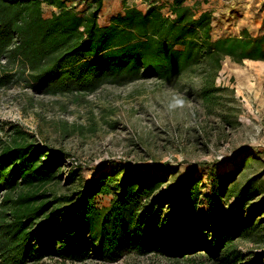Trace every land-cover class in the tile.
Masks as SVG:
<instances>
[{"label": "trees", "instance_id": "obj_1", "mask_svg": "<svg viewBox=\"0 0 264 264\" xmlns=\"http://www.w3.org/2000/svg\"><path fill=\"white\" fill-rule=\"evenodd\" d=\"M102 1L89 0L78 10L66 0H0V87L22 78L46 93L89 92L106 82L192 74L198 81L194 93L207 105L221 89L215 80L225 56L264 59V31L252 36L244 28L238 36L213 39L211 10L200 7V0H169L172 18L157 0H142L145 9L120 0L122 11L100 24ZM44 5L54 7L49 16ZM5 130L0 264L92 255L116 261L126 251L152 250L169 256L204 250L219 264H264V252L245 260L234 245L264 230V200L251 202L253 178L235 181L250 155L233 170H211L207 191L200 179L184 177L159 190L162 179L132 176L118 165L85 186L77 169H70L66 183L79 188L58 194L53 187L63 181L61 157L16 124ZM99 194L110 195L107 204L97 202ZM229 198L234 209L224 207Z\"/></svg>", "mask_w": 264, "mask_h": 264}, {"label": "rangeland", "instance_id": "obj_2", "mask_svg": "<svg viewBox=\"0 0 264 264\" xmlns=\"http://www.w3.org/2000/svg\"><path fill=\"white\" fill-rule=\"evenodd\" d=\"M66 1L70 7L80 10L89 0ZM241 1L248 2L258 17L264 12V0ZM157 2L163 7L168 4V0ZM127 3H135L141 9L146 7L142 0H127ZM121 5L120 0H106L98 16L99 23L105 24L109 14L115 13ZM53 10L51 6H43L45 16ZM228 17L227 20H239ZM230 25L236 26V22ZM241 62L224 57L215 80L221 89L207 105L194 93L192 86L198 81L192 74H179L170 81L153 76L121 83L106 82L93 91L66 93H46L22 78L14 80L0 87V137L6 136L8 124H16L50 152L58 154L64 162L63 181L53 187L58 194L79 188L77 183H66L70 169H77L81 186H85L111 173L114 167L121 169L118 165L126 166L132 176L144 174L147 180L150 177L162 179L159 190L166 183L184 177L200 179L203 190L207 191L211 170H233L243 156L250 155V164L241 166L235 181L243 184L253 178L256 193L251 202H258L264 200V102L260 98L253 102L246 93L238 94L232 82L231 65ZM176 100L183 103L170 107ZM109 198L110 195L99 194L97 202L105 205ZM224 207L234 209L235 200L227 199ZM259 217L264 219V213ZM261 232L262 236L253 240L238 238L234 242L246 256L245 260L264 252V230ZM42 262L219 264L204 250L183 256H169L160 250L146 254L126 251L116 261L92 255L82 261H61L55 257Z\"/></svg>", "mask_w": 264, "mask_h": 264}, {"label": "crops", "instance_id": "obj_3", "mask_svg": "<svg viewBox=\"0 0 264 264\" xmlns=\"http://www.w3.org/2000/svg\"><path fill=\"white\" fill-rule=\"evenodd\" d=\"M194 1L187 0L186 3L192 4ZM102 2L101 10L106 0ZM248 4V2L245 3L241 0H200V7L211 10L213 19L212 38L219 39L227 35L238 36L240 30L244 28L252 36L264 31V12L258 17ZM52 8L54 9V7ZM122 9L123 5L115 13L109 14L108 20ZM228 16L237 17L239 20H227ZM108 20L105 24L108 23ZM235 22L236 26L230 25L235 24ZM242 61L240 64L233 63L231 65L233 85L236 87L238 94L246 93L251 101L255 102L260 98L264 102V59L243 58Z\"/></svg>", "mask_w": 264, "mask_h": 264}, {"label": "built area", "instance_id": "obj_4", "mask_svg": "<svg viewBox=\"0 0 264 264\" xmlns=\"http://www.w3.org/2000/svg\"><path fill=\"white\" fill-rule=\"evenodd\" d=\"M162 10H163L164 15L170 18L174 17V13L169 9L168 4H165Z\"/></svg>", "mask_w": 264, "mask_h": 264}, {"label": "clouds", "instance_id": "obj_5", "mask_svg": "<svg viewBox=\"0 0 264 264\" xmlns=\"http://www.w3.org/2000/svg\"><path fill=\"white\" fill-rule=\"evenodd\" d=\"M182 103H183L182 100H176L173 105H170V107H175L177 104H182Z\"/></svg>", "mask_w": 264, "mask_h": 264}]
</instances>
